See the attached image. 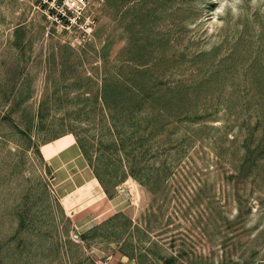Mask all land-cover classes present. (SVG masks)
Segmentation results:
<instances>
[{"label":"rangeland","instance_id":"1","mask_svg":"<svg viewBox=\"0 0 264 264\" xmlns=\"http://www.w3.org/2000/svg\"><path fill=\"white\" fill-rule=\"evenodd\" d=\"M222 3L0 0V264H264V0Z\"/></svg>","mask_w":264,"mask_h":264},{"label":"built area","instance_id":"2","mask_svg":"<svg viewBox=\"0 0 264 264\" xmlns=\"http://www.w3.org/2000/svg\"><path fill=\"white\" fill-rule=\"evenodd\" d=\"M46 5V10L51 18L58 20H71L79 14L86 3V0H42ZM109 260L97 262V264H108Z\"/></svg>","mask_w":264,"mask_h":264},{"label":"clouds","instance_id":"3","mask_svg":"<svg viewBox=\"0 0 264 264\" xmlns=\"http://www.w3.org/2000/svg\"><path fill=\"white\" fill-rule=\"evenodd\" d=\"M234 3H240V0H233ZM252 4H257L258 0H251ZM228 3V0H223V3L221 4V8H223L224 4ZM221 9H217V11H220ZM233 12L235 13L237 11V9L235 7H233Z\"/></svg>","mask_w":264,"mask_h":264},{"label":"crops","instance_id":"4","mask_svg":"<svg viewBox=\"0 0 264 264\" xmlns=\"http://www.w3.org/2000/svg\"><path fill=\"white\" fill-rule=\"evenodd\" d=\"M108 264H124V262H121V260L115 259V260H109Z\"/></svg>","mask_w":264,"mask_h":264}]
</instances>
